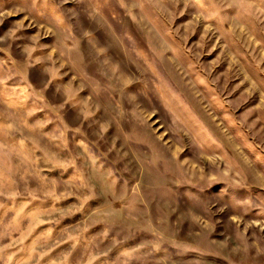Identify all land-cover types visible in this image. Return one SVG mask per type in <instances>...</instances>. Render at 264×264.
Here are the masks:
<instances>
[{
  "label": "rangeland",
  "instance_id": "1",
  "mask_svg": "<svg viewBox=\"0 0 264 264\" xmlns=\"http://www.w3.org/2000/svg\"><path fill=\"white\" fill-rule=\"evenodd\" d=\"M0 264H264V0H0Z\"/></svg>",
  "mask_w": 264,
  "mask_h": 264
}]
</instances>
